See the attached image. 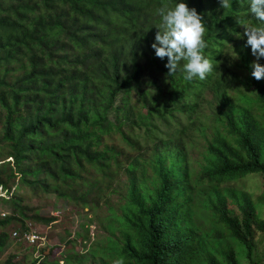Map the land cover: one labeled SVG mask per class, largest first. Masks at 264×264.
<instances>
[{
  "label": "trees",
  "instance_id": "obj_1",
  "mask_svg": "<svg viewBox=\"0 0 264 264\" xmlns=\"http://www.w3.org/2000/svg\"><path fill=\"white\" fill-rule=\"evenodd\" d=\"M178 2L195 8L204 20V56L213 71L203 81H187L179 70L166 77L167 58L156 57L151 47L161 23L157 9ZM229 2L223 9L220 0H0V148L5 147L0 189L7 195L0 202L13 207L0 227L23 214L19 199L9 196L18 180L26 188L43 183L61 199L95 208L87 187L113 159L109 149L99 147L106 135L121 131L122 113L128 128L155 145L144 168L146 181L132 175L136 163L127 166L118 234L97 251L100 264H238L234 245L247 250L250 264H259L256 254L252 257L251 225L264 233V223L245 193L220 188L256 174L264 189V127L255 120L264 122V79L251 76L249 60H239L250 73L234 80L248 81L253 96L229 98L233 77L226 80L221 72L231 48L239 57L249 55L247 43L230 32L243 29L237 19L246 22L250 5L247 0ZM259 63L264 65V57ZM205 91L217 97L224 111L216 118L208 115L211 126L194 129L202 137L212 130L195 173L179 134L194 128L196 100ZM131 99L135 104L128 110ZM41 172L44 179L37 181ZM197 174H202L201 184L211 186L197 215L204 230L191 221L193 209L187 204V183ZM7 240L1 232L0 252ZM67 256L65 264H72L74 255Z\"/></svg>",
  "mask_w": 264,
  "mask_h": 264
},
{
  "label": "rangeland",
  "instance_id": "obj_2",
  "mask_svg": "<svg viewBox=\"0 0 264 264\" xmlns=\"http://www.w3.org/2000/svg\"><path fill=\"white\" fill-rule=\"evenodd\" d=\"M246 19L245 23L247 24L257 25L260 23L251 13ZM243 32L244 29L231 31L230 35L233 38L236 37L238 42L244 43L247 38L243 36ZM231 44H236V42L231 41ZM244 50L249 53L246 57H239L237 51L232 48L223 57L224 63L221 69L223 78L225 76L226 80H230V74L233 77L228 89L229 98L236 97L238 94L253 96L251 92L253 87L245 86L248 81L240 83L234 80L235 76L240 79L250 73L249 69L247 71L239 60H249L248 66L256 61L250 46H245ZM133 104H135V100H129V103L126 104L127 109L129 110ZM196 104L199 117L191 121L194 122V128L192 131L187 129L184 134H179L186 148L189 166L195 170V173L199 170L198 164L207 145L205 136L210 138L212 130L207 128L202 137L194 132V129L200 125L211 126L208 115L212 113L216 118L219 116V111H224L217 107L218 99L210 91L203 92L196 100ZM121 118H123L121 131L115 130L112 135H106L99 147L100 151L109 149L108 153L113 155V159L110 161L107 170L100 174L93 187H87V198L93 202L95 208L84 209L77 201L61 199L52 189H45L47 185H43V183L35 184L33 189L26 188L18 180V186L12 189L9 196H15L19 199L23 214H19L14 223L0 227V233L5 232L8 235L7 244L0 252V264L7 261L12 264H31L33 261H37V264L44 262L53 264L56 260H60L59 264H65L68 253L74 255L72 264H100L102 256L97 251L106 244L108 245V239L118 231L119 223L116 218L122 216L121 206L125 203L126 195L121 189V183L128 181L130 176L127 166L131 162L136 163L138 167L132 170V175L146 181L148 178H144V168L148 167L149 160H151V150L149 149L155 145L152 139L139 137L141 132L132 131L131 128H128L129 122L126 121L122 113ZM111 120L115 121V117L112 116ZM255 120L258 126L264 127L262 117H257ZM167 135L168 133L165 131L161 134L162 137ZM168 139L165 138L167 141ZM4 149L5 147H1L0 153L5 152L2 151ZM4 161H10L13 164L11 158ZM147 175L150 176V173L148 172ZM201 176L202 174H197L188 181L186 195L190 198L187 204L193 209L191 221L199 225L201 230H204L205 226L201 223L202 218H198L197 215L205 200L204 192L209 190L211 186L201 184ZM39 178L36 177L35 179L43 181L44 174L42 172ZM262 184V177L253 174L233 183L223 184L220 188L229 187L245 193L254 206V213L257 215L258 221L264 223V189ZM145 186L149 188L148 185ZM0 196L7 195L0 189ZM228 208L235 209L232 205ZM12 209L13 207L10 205L0 202V220L4 219L5 215L11 214ZM209 211L208 209L204 211L203 218ZM237 213L240 212L237 211ZM94 215L95 218L93 219L92 216ZM109 226H112V229ZM251 228L253 231L251 236L252 257L255 258L256 254L259 264H264V233L257 228L256 224H252ZM233 248L238 264H250L245 248L240 245H234ZM89 250H94V255L87 253ZM81 254H85V257H81ZM45 257L47 258L45 259ZM78 259L82 261L79 262Z\"/></svg>",
  "mask_w": 264,
  "mask_h": 264
},
{
  "label": "clouds",
  "instance_id": "obj_3",
  "mask_svg": "<svg viewBox=\"0 0 264 264\" xmlns=\"http://www.w3.org/2000/svg\"><path fill=\"white\" fill-rule=\"evenodd\" d=\"M247 3L250 5L248 11L260 23L247 24L241 19H237V23L243 27L246 43L256 57V61L250 66L251 76L259 81L264 79V65L258 62L264 57V0H247ZM220 6L228 9L229 0H220ZM157 14L161 23L151 47L155 50L156 57L161 60L167 58L166 77L174 76L179 70L184 73L187 81L196 77L201 81L205 80L207 74L213 71V64L204 56L208 44L204 39L206 29L202 16L184 2H178L174 7L164 4L157 9Z\"/></svg>",
  "mask_w": 264,
  "mask_h": 264
}]
</instances>
